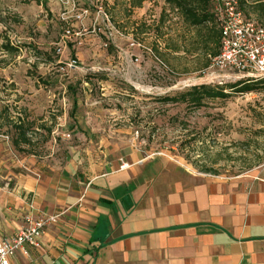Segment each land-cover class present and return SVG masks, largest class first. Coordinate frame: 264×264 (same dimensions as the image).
<instances>
[{"label": "rangeland", "instance_id": "1", "mask_svg": "<svg viewBox=\"0 0 264 264\" xmlns=\"http://www.w3.org/2000/svg\"><path fill=\"white\" fill-rule=\"evenodd\" d=\"M75 1L77 13L89 11L82 20L57 0H0V142L13 156L47 160L112 126L163 167L264 173V86L199 109L159 102L248 79L208 74L204 31L189 29L165 0ZM247 1L243 12L264 25L252 13L256 0Z\"/></svg>", "mask_w": 264, "mask_h": 264}, {"label": "crops", "instance_id": "2", "mask_svg": "<svg viewBox=\"0 0 264 264\" xmlns=\"http://www.w3.org/2000/svg\"><path fill=\"white\" fill-rule=\"evenodd\" d=\"M109 128L47 160L0 142V236L14 237L26 215L59 216L11 264H264V173L163 167Z\"/></svg>", "mask_w": 264, "mask_h": 264}, {"label": "built area", "instance_id": "3", "mask_svg": "<svg viewBox=\"0 0 264 264\" xmlns=\"http://www.w3.org/2000/svg\"><path fill=\"white\" fill-rule=\"evenodd\" d=\"M57 1L66 9L72 8L71 13H75L76 19L82 20L89 14L88 10L77 13L75 0ZM241 1L215 0L213 14L221 31V46L220 53L210 58L206 71L210 76L219 73L264 79V26L246 17ZM76 64L74 61L71 66L75 68ZM58 220L59 216L26 215L23 227L14 237L0 236V264H11L16 256L28 255L30 248H39L46 228L58 223Z\"/></svg>", "mask_w": 264, "mask_h": 264}, {"label": "trees", "instance_id": "4", "mask_svg": "<svg viewBox=\"0 0 264 264\" xmlns=\"http://www.w3.org/2000/svg\"><path fill=\"white\" fill-rule=\"evenodd\" d=\"M166 3L177 11L183 23L189 28L203 33L199 35L202 46L211 56L216 57L220 53L221 31L215 15L212 12L215 0H165ZM247 0L241 1V9L245 8ZM144 0H137L133 8H141ZM253 12L264 15V0H256L252 7ZM214 46V49H210ZM8 51H14L6 47ZM209 64L207 65V67ZM264 86V79H243L234 84L224 86L200 85L194 86L174 96H166L159 102L166 104H183L197 109L205 107L209 102H227L236 95H245L259 92ZM25 136V135H23ZM24 142L26 139H23Z\"/></svg>", "mask_w": 264, "mask_h": 264}]
</instances>
